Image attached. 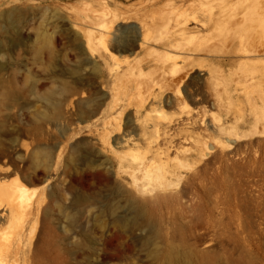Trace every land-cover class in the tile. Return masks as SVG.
<instances>
[{
  "label": "rangeland",
  "instance_id": "1",
  "mask_svg": "<svg viewBox=\"0 0 264 264\" xmlns=\"http://www.w3.org/2000/svg\"><path fill=\"white\" fill-rule=\"evenodd\" d=\"M253 2L256 21L243 38L210 23L195 45L221 49L174 53L194 57L182 81L135 72L132 82L111 77L90 32L108 9L140 1L0 0V181L25 186L14 205L0 204V246L25 230L21 264L36 250L50 264H264V1ZM128 24L138 26L119 23ZM113 45L121 56L146 53ZM144 80L162 92L157 101L135 97ZM117 102L123 108L109 115ZM112 116L106 143L103 120ZM158 117L171 126L153 138L172 140L166 166L176 176L136 196L115 154L146 147L114 140Z\"/></svg>",
  "mask_w": 264,
  "mask_h": 264
},
{
  "label": "bare ground",
  "instance_id": "2",
  "mask_svg": "<svg viewBox=\"0 0 264 264\" xmlns=\"http://www.w3.org/2000/svg\"><path fill=\"white\" fill-rule=\"evenodd\" d=\"M97 1H117V0H97ZM138 1L141 2V5H137L136 3H133L128 7L125 6L127 7L126 9H120L117 6V3H115L117 6L115 10L108 9L109 12L105 13L104 16L99 17L92 22V30L90 32V34L92 35V36L90 35L92 37L91 46H93V48L101 47V50L102 51L104 50L111 77H113L115 81L123 79L125 76H127L126 74H128L130 78L134 77V79H132V82L133 81L135 82L136 76L132 74L138 72L140 73V75L143 74V76L144 74H146L145 77H147L148 79L150 78V81H153L154 79L157 78V76H159V77H164L166 80L169 81H172L174 79L176 80L174 82H177L179 79L182 78V74L185 71L184 69L187 68V65L194 61V57L190 58L187 56H182V58L180 59L179 58L180 56L174 54L175 52L178 51V49H180V51L183 49V50L195 51V52H201V51L206 52L209 50H212L214 52V50L216 51L219 50V48L221 49L222 43H219V41H215L212 44H206L204 47L203 46L198 47L197 45H195L196 40L197 39L199 40V38L197 37H200L201 34L200 32L207 29L210 23L211 25H213L212 27L217 29L222 28L223 30L224 29L227 30L226 28H229L232 31L231 33L226 32L228 35L231 34L228 36L229 38H231V36L235 38L237 35L240 38H243L244 35L246 36L247 30L248 31L253 30V23L254 21H256V19H254V17L251 16V12H250V9L254 6L253 1L263 2L264 0H138ZM178 1H180L181 3L177 4ZM242 1H249V2L243 6ZM175 5L177 6L181 5V6L179 9L176 8L175 10L174 8L177 7ZM263 6H264V2H263ZM245 7L249 8V10L244 12ZM126 21L127 22L136 21L138 26L133 24L119 25L120 22L125 23ZM191 21L195 22L196 24L194 26L191 25L190 24ZM203 38L207 39L206 37H202V39ZM191 40L194 42L193 45L191 43L185 44L186 41L189 42ZM113 44H117V46L115 45L116 47L120 46L121 48L124 49L129 44L130 45L138 44L145 49L146 53H144V55L146 54V57L143 58L142 56L144 55H141V57H137V58H134L135 56L130 57L129 55L121 56L116 51L115 52L113 51L112 49L114 46ZM155 46L161 48L162 50H155L153 48ZM146 67L150 68V70L149 71L146 70V73H144ZM122 76L124 77L122 78ZM130 78H126L128 79L126 81H129ZM144 78L141 79L143 80ZM145 82L147 84V85L145 84L147 87L143 84L146 87L144 91H142L138 87L140 90L138 91V94H136L135 97H138L137 95H139L140 102L143 103H145L144 99L147 100L148 98L153 99V101L155 102L156 99L154 98H157L162 92L160 91L161 93H156L154 91L155 88L152 89L151 87H148L147 81ZM164 89L162 88L163 93L165 94ZM125 92H129L130 95V91L127 90ZM118 93L119 91L118 92L116 91L115 94L117 95ZM173 93H175V91ZM149 101L152 102V100ZM147 104H149L148 101ZM116 105H120L121 107L123 106V104H121L120 102L115 103L113 106H111L112 110L109 112V115L113 114ZM117 117L118 116H114L113 118L112 116L111 118L103 120L104 125L102 127L101 139H103L106 143H109L110 133L113 131L111 129V126L113 125V120L117 122ZM106 124L107 126H105ZM165 126L166 125H164L159 120L158 117V119H154V121L150 125L144 126L142 128V132H137L133 134L132 131L131 132L129 131L121 136L115 137L114 142L117 145L116 147L118 148H125L126 146L132 148L146 147L145 149L146 152L144 154L143 153L139 154L137 152H130V148L126 149L125 152L122 153L116 152L115 154L118 155L117 158L119 160L118 171L121 173H126L133 180V184L135 186L134 193L136 196L142 197L143 196L142 191L144 190L145 186H147L148 184H154L152 188H155L158 187V184L160 185L161 183H168V179L176 176V174H171L170 172H168L166 166V163L168 162V159L171 155L170 151L173 147L172 140L169 141L167 136L168 141H166L164 145L163 143L162 144L159 143V140L157 142L153 138V136L155 134H158L161 128L164 129ZM170 126L167 124L166 127L169 128ZM142 136H144V138L147 140L146 146H142V144L140 143V139L142 138ZM161 140L162 139H160V141ZM167 142L169 144H167ZM147 153H150L151 156H148L149 154L147 155ZM157 160H160L161 162L159 165L155 164ZM168 176L170 178L167 179ZM14 179L12 181L10 180V182H8V180L7 182H5V180L4 182L0 181V204H2L3 201H6L8 204L14 205V202L20 196L21 191L25 188V186L20 182V180L17 177L15 180ZM153 202H155V200ZM0 212H2L0 213V216H3L5 211H0ZM15 212H16L15 207H11L9 209L7 215L10 216V219L13 215L16 214ZM8 219L9 217L7 218V220ZM27 234H29V232ZM18 235L19 238L14 244L11 245L10 243V245L6 247L5 245L4 247L0 246V250H2V253L0 254V264H6L11 259L13 262L11 264H21L19 263V254L21 252V248H22L21 240L22 238H24L25 230L24 231L21 230L18 233ZM50 259L51 257L47 252L43 251L39 253L36 250V252H32V254L25 260L27 264H50V261H52V259L51 260Z\"/></svg>",
  "mask_w": 264,
  "mask_h": 264
}]
</instances>
